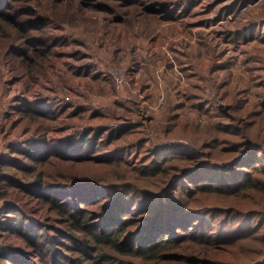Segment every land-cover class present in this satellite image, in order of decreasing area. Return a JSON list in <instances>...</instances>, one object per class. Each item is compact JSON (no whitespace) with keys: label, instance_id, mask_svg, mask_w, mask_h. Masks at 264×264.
Returning a JSON list of instances; mask_svg holds the SVG:
<instances>
[{"label":"rangeland","instance_id":"obj_1","mask_svg":"<svg viewBox=\"0 0 264 264\" xmlns=\"http://www.w3.org/2000/svg\"><path fill=\"white\" fill-rule=\"evenodd\" d=\"M119 123L134 128L114 139ZM93 129L96 147L83 148ZM246 136L263 149L264 0H0L1 171L28 181L42 170L66 186L100 176L104 184L150 185L162 173L142 177L139 169L153 160L175 176L243 155L246 146L235 148ZM36 138L57 150L47 162L15 152ZM256 155L243 170L264 203V155ZM207 179L213 166L183 179L184 195L197 197L191 182ZM1 182L0 198L13 193L18 199L7 202L38 214L36 196ZM249 222V231H264V220Z\"/></svg>","mask_w":264,"mask_h":264},{"label":"trees","instance_id":"obj_2","mask_svg":"<svg viewBox=\"0 0 264 264\" xmlns=\"http://www.w3.org/2000/svg\"><path fill=\"white\" fill-rule=\"evenodd\" d=\"M132 128V124L119 123L111 137L116 139ZM92 131L84 135L83 148L96 147L94 138L99 133L89 136ZM246 138L235 148L240 151L246 146L243 155L228 162H205V166H213L214 179L191 182L194 188L189 189L197 195L194 198L184 195L188 191L180 183L202 171L205 166L201 164L173 176L169 165L153 160L148 170L146 166L139 169L144 170L142 177L149 171L162 173L159 181L148 187L135 181L104 184V176L87 177L82 184L66 186L69 184L48 181L42 170L34 173L33 180L22 181L0 170L2 184L36 196L40 205L34 212L39 215H35L20 203L7 202L11 197L18 199L17 195L2 192L0 237L4 241H0V264H264V231H249V221L264 220V203L258 199L256 178L243 170L248 167V157L264 155V146L261 150V144ZM52 151L57 150L45 138L29 139L27 145L15 150L41 163L54 155ZM24 161L10 160L29 168ZM66 191L75 193L74 198L59 194ZM218 194L229 198L221 202L215 197L209 199ZM46 210L56 216L48 218ZM232 221L237 223L230 226ZM11 235L14 241L7 240ZM256 243L260 246L245 249Z\"/></svg>","mask_w":264,"mask_h":264}]
</instances>
